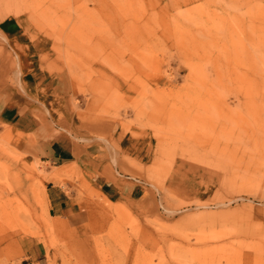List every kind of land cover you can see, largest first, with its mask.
<instances>
[{"label":"rangeland","instance_id":"374dc122","mask_svg":"<svg viewBox=\"0 0 264 264\" xmlns=\"http://www.w3.org/2000/svg\"><path fill=\"white\" fill-rule=\"evenodd\" d=\"M10 19L26 54L0 34V75L44 74L17 98L81 151L55 168L0 124V264H264V0H0Z\"/></svg>","mask_w":264,"mask_h":264},{"label":"crops","instance_id":"0c3cea01","mask_svg":"<svg viewBox=\"0 0 264 264\" xmlns=\"http://www.w3.org/2000/svg\"><path fill=\"white\" fill-rule=\"evenodd\" d=\"M18 27L15 20H4L0 23V34L5 36L10 46L9 48L18 55H21L26 54L25 48L27 46L24 45L25 43L22 40L23 32L20 31ZM18 60L20 63L18 81L23 86L24 90L23 93L18 92L15 84L8 82V79H10L9 76H7L8 79L6 80V77L0 75V124L27 130L26 132L30 131L33 137H38L40 133H42L43 135L37 138L39 140L38 149L41 156L46 158L44 161L54 164L53 167L59 168L60 165L76 162V152L81 151L77 145L66 136L61 137L59 133V135L53 134L51 130H45L44 124H36L32 118L33 116L35 117L33 110L23 105L27 103L25 100L23 101L17 98V95L21 97V95H24L26 92L32 94L33 88H35V86L37 87L39 84L41 85L45 79L44 74H39V71L28 67L23 59ZM83 153L86 157L94 155L93 152H88V149ZM95 154L103 155L102 152H96ZM103 185L108 186L107 183L102 182L99 187L101 191ZM45 195L47 200V212L49 215L63 218L69 226L79 225L78 219L81 214L71 210V205L66 200L67 195L60 186L54 184L50 185L49 188L46 189Z\"/></svg>","mask_w":264,"mask_h":264}]
</instances>
